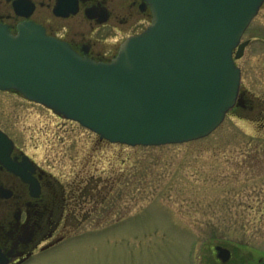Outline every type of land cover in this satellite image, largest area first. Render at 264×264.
<instances>
[{"label": "rangeland", "instance_id": "1", "mask_svg": "<svg viewBox=\"0 0 264 264\" xmlns=\"http://www.w3.org/2000/svg\"><path fill=\"white\" fill-rule=\"evenodd\" d=\"M107 30V48L127 36ZM244 41L242 88L264 100V5ZM0 124L63 182L87 176L110 194L74 239L30 264H264L263 127L228 115L201 140L130 147L2 92Z\"/></svg>", "mask_w": 264, "mask_h": 264}, {"label": "water", "instance_id": "2", "mask_svg": "<svg viewBox=\"0 0 264 264\" xmlns=\"http://www.w3.org/2000/svg\"><path fill=\"white\" fill-rule=\"evenodd\" d=\"M154 18L112 63L81 57L44 29L0 24V89L130 147L208 137L236 104L249 41L264 0H148ZM237 49V50H236ZM236 50V52H235ZM227 263L232 253L215 246Z\"/></svg>", "mask_w": 264, "mask_h": 264}, {"label": "flooded vegetation", "instance_id": "3", "mask_svg": "<svg viewBox=\"0 0 264 264\" xmlns=\"http://www.w3.org/2000/svg\"><path fill=\"white\" fill-rule=\"evenodd\" d=\"M153 17L148 0H0V24L13 35L22 25L34 24L97 63H112L121 45L143 32ZM107 29L127 36L107 48L98 39ZM228 115L264 128V100L241 85ZM99 182L92 184L87 176L63 182L0 124V264H30L74 239L110 196ZM87 203L95 208L85 211Z\"/></svg>", "mask_w": 264, "mask_h": 264}]
</instances>
